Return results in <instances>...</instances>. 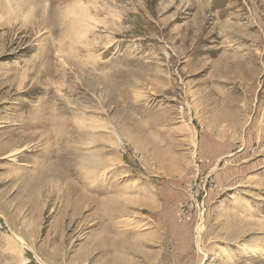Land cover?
Masks as SVG:
<instances>
[{
  "label": "rangeland",
  "instance_id": "rangeland-1",
  "mask_svg": "<svg viewBox=\"0 0 264 264\" xmlns=\"http://www.w3.org/2000/svg\"><path fill=\"white\" fill-rule=\"evenodd\" d=\"M0 264H264V0H0Z\"/></svg>",
  "mask_w": 264,
  "mask_h": 264
},
{
  "label": "bare ground",
  "instance_id": "bare-ground-1",
  "mask_svg": "<svg viewBox=\"0 0 264 264\" xmlns=\"http://www.w3.org/2000/svg\"><path fill=\"white\" fill-rule=\"evenodd\" d=\"M35 2V1H34ZM37 3V2H36ZM36 3H30V5H32V9H34L35 8V6H36ZM34 5V6H33ZM32 12H34V11H32ZM74 14L76 15L75 16V20L77 21L76 23L78 24V28H80V27H82L83 26V24H85V17H83L82 16V14H80V13H78V12H74ZM33 15H34V13H33ZM34 17V16H33ZM53 17V16H52ZM49 19H47L46 18V21H48ZM45 21V22H46ZM49 23L51 24L52 23V21L50 20L49 21ZM89 26V25H88ZM49 27V26H48ZM86 29H87V27H86ZM16 154H12V156L11 157H14ZM246 251L248 252V253H255L257 250H256V248L254 247V246H249V247H247L246 248Z\"/></svg>",
  "mask_w": 264,
  "mask_h": 264
}]
</instances>
